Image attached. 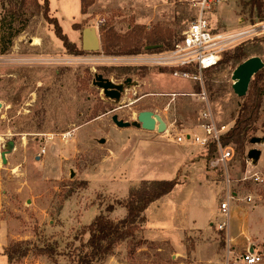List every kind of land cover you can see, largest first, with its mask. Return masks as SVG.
<instances>
[{
	"label": "rangeland",
	"instance_id": "rangeland-1",
	"mask_svg": "<svg viewBox=\"0 0 264 264\" xmlns=\"http://www.w3.org/2000/svg\"><path fill=\"white\" fill-rule=\"evenodd\" d=\"M48 1V16L57 19L75 48L66 49L52 21L44 18L43 0L0 1V255L8 258L11 252V264H73L87 250L82 244L96 215L113 221L126 215L123 203L128 182L118 178L122 166L115 158L116 149H120V141L129 147L133 140L152 132L135 126L118 127L112 115L132 123L137 121L138 112L152 111L168 124L172 138L195 129L204 104L189 93L197 92L198 84L172 77L166 69L137 65L133 56L147 47L140 32L172 43L203 5V15L215 30H240L260 21L250 16L248 6L243 5L246 0H94L80 17V0ZM85 27L95 28L98 50H82L81 31ZM101 28L140 40L139 52L104 53ZM240 45L264 62V32ZM220 61L204 73L205 90L216 122L232 127L243 97L231 87L236 66ZM96 74L122 84L120 97L104 95L94 83ZM127 78L131 80L125 82ZM174 92L178 94L172 95ZM66 132L70 134L64 137ZM262 136L264 92L255 131L250 132L243 155L234 149L227 164L234 185L246 168L248 151L259 149L256 167L263 165L264 145L250 141ZM139 145L144 146L142 141ZM207 150H203L205 157ZM3 151H7L6 163L1 159ZM131 167L124 164L128 170ZM248 169L259 172L255 167ZM205 170L207 186L220 188L222 171L210 169L207 160ZM163 176L169 180L174 175ZM176 179L183 184V175ZM238 184L243 193L256 189L248 181ZM189 194L176 185L171 200L188 199L187 213L208 227L198 200ZM220 194L211 192L204 201L209 223L215 226L217 219L212 213ZM164 211L167 218L172 209ZM144 226L145 222L139 224L132 237L114 245L110 255L93 264H215L206 257L211 254L213 234L184 231L181 251L176 230L166 227L162 236L147 239ZM19 242L14 252L12 246ZM22 250H27L25 256H20Z\"/></svg>",
	"mask_w": 264,
	"mask_h": 264
},
{
	"label": "crops",
	"instance_id": "crops-1",
	"mask_svg": "<svg viewBox=\"0 0 264 264\" xmlns=\"http://www.w3.org/2000/svg\"><path fill=\"white\" fill-rule=\"evenodd\" d=\"M170 84L173 83L170 82ZM165 124L168 131V133L164 132L165 135H160L157 131H150L152 133L149 136L138 138V140H135L136 142L133 140L129 147H125V144L123 145L124 141H120V144H118L120 149L117 148L115 154V158L118 157V164L122 166L120 169L121 176L118 178L128 182L129 194L130 189L143 180H167L162 178L167 173L171 176L174 175L172 179L183 175L184 182L182 185L178 184V186H182L184 191L190 193L189 197L194 198L195 201L198 200V203H196L200 208V213L203 214V222L207 221L208 227L204 224L201 225L194 218L193 213H187L189 210L188 199L171 200L174 187L170 193L160 197L145 209L144 238L156 239L158 238L156 235L162 236L161 232L168 227L178 232L180 250L183 251L184 231L205 232L206 236L213 234L211 236V254L206 257L215 264L224 263L227 250L239 253L249 249L255 252L261 251L264 254V183L252 184L256 188L253 190L255 192L254 202L246 203L242 200L230 202L228 226L224 230H218L217 225L209 223L211 221L209 218L210 212L204 201H208L211 192L217 193V191H220L218 207L212 214L217 219V223L222 222L224 218L221 216L219 203L223 198L224 183L219 185L220 188L217 186L208 187L205 176L207 173L205 162L209 157L204 156L205 149L185 139L177 142L175 137L179 133H176L172 138L169 134V126L166 122ZM197 124L193 132L201 134V128ZM217 125L221 126L218 123ZM222 126H224L222 133L231 128L224 124ZM139 139H141L140 141L143 142L144 146L139 145ZM259 161L260 158L253 166L259 171V175L264 178V163L256 167ZM124 164H131V169L124 168ZM257 186L261 187L263 192L261 190L259 192ZM243 194L245 193L241 192V195ZM166 208L172 209L167 218L164 211ZM150 235H153V238ZM196 249L198 250V245ZM0 260V264H11L10 260L4 255H0Z\"/></svg>",
	"mask_w": 264,
	"mask_h": 264
},
{
	"label": "built area",
	"instance_id": "built-area-1",
	"mask_svg": "<svg viewBox=\"0 0 264 264\" xmlns=\"http://www.w3.org/2000/svg\"><path fill=\"white\" fill-rule=\"evenodd\" d=\"M204 5L198 12L195 20L190 22L180 35L172 42L171 46L165 50L145 51L133 56L132 60L140 66H155L166 69L172 77L182 78L198 84L197 92L189 93L197 96L204 108L198 114V124L201 128V134L197 132L185 131L176 135L177 142L183 139L192 144H196L203 149H208L213 144L215 149L212 155L207 159L209 168L212 170H221L223 177V198L219 203L222 222L217 223L218 230H224L228 226V213L230 202L245 201L254 202L255 192H246L241 195L239 182L242 185L245 182L251 184L264 183V178L257 171H251L248 166L254 167L251 160L246 157V168L241 177L234 185V181L229 176L227 168L228 162L233 158L234 148L232 145L221 144L220 138L224 126L217 125L214 115L211 111L207 92L205 90L204 73L215 67L225 53L231 52L241 44L243 40L253 35L264 32V20L255 22L250 27L240 30H215L211 27L209 21L204 17ZM172 95H177L172 93ZM165 133H168L166 130ZM66 132L63 136H69ZM240 195V196H239ZM264 264V255L259 251H250L234 253L227 250L223 264Z\"/></svg>",
	"mask_w": 264,
	"mask_h": 264
},
{
	"label": "trees",
	"instance_id": "trees-1",
	"mask_svg": "<svg viewBox=\"0 0 264 264\" xmlns=\"http://www.w3.org/2000/svg\"><path fill=\"white\" fill-rule=\"evenodd\" d=\"M2 3L5 0H0ZM94 0H80V12L86 13L88 6L93 4ZM243 2V1H242ZM243 5H247L252 18L259 20L264 19V0H246ZM4 6V5H3ZM42 15L44 18L52 21L57 37L62 41L66 49L75 48L74 43H70L67 36L63 33L55 17H49L50 11L49 1L43 0ZM3 22V16L0 23ZM102 33L101 49L106 54L112 53H138L140 40L134 41L129 38H122L112 29H100ZM140 36L145 37L147 46L159 45L155 49L145 51H158L168 49L172 43H164L160 37L151 33L140 32ZM251 57L249 51L244 45L237 46L232 52L224 54L220 61L222 64L231 62L234 67ZM264 92V67L255 73L249 83L246 95L243 97L239 110L234 118L232 127L226 131L220 138L221 144L234 145V149L240 155L244 153V146L248 141L250 132L255 131V122L259 118V112ZM214 145L210 144L207 153L208 157L214 152ZM244 164H242L243 166ZM244 169V167L242 168ZM179 182L176 178L169 180H143L134 185L128 196L126 197L123 206L126 209V215L117 221H113L103 214L96 215L92 222L88 225V239L82 244V248H87L86 251L78 255L73 264H93L96 260L103 256L112 253L114 245L132 237L137 230V226L146 222L144 211L154 201L160 197L170 193ZM111 210V209H110ZM109 210V211H110ZM21 242L12 246L17 252ZM43 252V251H42ZM27 250H22L20 256H25ZM12 253L8 252V259H12ZM51 254V252H50Z\"/></svg>",
	"mask_w": 264,
	"mask_h": 264
},
{
	"label": "water",
	"instance_id": "water-1",
	"mask_svg": "<svg viewBox=\"0 0 264 264\" xmlns=\"http://www.w3.org/2000/svg\"><path fill=\"white\" fill-rule=\"evenodd\" d=\"M99 38L94 27H85L81 31V48L84 51H96L99 49ZM159 45H150L145 47L146 50H151L157 48ZM264 67V62L259 56H251L238 64L232 72L231 79L233 81L231 87L233 92L238 97H244L247 93L249 83L255 73ZM131 79L127 78L125 82H129ZM94 83L100 87L104 93L109 98H119L122 91L123 85L116 84L110 79L104 77L102 74H96L94 76ZM112 121L121 128H126L130 126L140 127L141 129L147 131H157L158 133H163L166 130V124L160 115L149 111L142 110L138 112L136 116V122H128L118 119L116 114L112 115ZM261 137H253L251 142H260ZM103 142V139L100 140ZM9 148L12 147V142L9 143ZM8 148V149H9ZM7 151L1 153V159L3 163H6ZM260 156L259 149H251L247 153V158L251 160V163L256 164Z\"/></svg>",
	"mask_w": 264,
	"mask_h": 264
},
{
	"label": "bare ground",
	"instance_id": "bare-ground-1",
	"mask_svg": "<svg viewBox=\"0 0 264 264\" xmlns=\"http://www.w3.org/2000/svg\"><path fill=\"white\" fill-rule=\"evenodd\" d=\"M259 144H260L261 146L264 145V136L261 137Z\"/></svg>",
	"mask_w": 264,
	"mask_h": 264
}]
</instances>
